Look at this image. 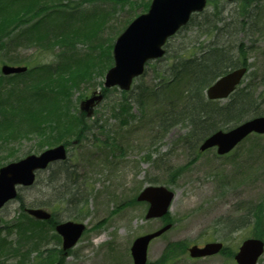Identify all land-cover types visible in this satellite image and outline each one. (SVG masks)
Here are the masks:
<instances>
[{
	"label": "rangeland",
	"instance_id": "1",
	"mask_svg": "<svg viewBox=\"0 0 264 264\" xmlns=\"http://www.w3.org/2000/svg\"><path fill=\"white\" fill-rule=\"evenodd\" d=\"M60 1L65 9L79 12V15L91 11L92 18L96 15L102 17L104 13L106 16L98 27L100 35L95 44H88L89 40L81 39L75 42L80 52L96 57L92 66L86 69L90 72V78L80 81L79 87L74 88L70 94L71 109L78 114L80 98L90 95L93 90H100L104 83L105 72L97 68V63L102 59V51L110 42H114L127 20L135 16L133 14L143 11L138 8L141 7L138 3L151 0L125 3L120 0ZM213 2L222 9L221 15L228 21L240 17V10L245 6L227 0ZM51 4L56 5L54 1ZM247 4L255 16H251L244 29H233L232 35L226 38L233 43L243 40L250 46L247 53L249 72L243 85L252 87L258 99L263 102L264 109V0H252ZM207 6L209 9L215 7L212 4ZM93 29L90 27L89 32ZM198 41L207 44L209 39L199 34L195 27L189 26L170 39L168 53H173L170 49L179 45L184 44V47L198 44ZM67 47L62 44L43 47L36 43L34 47L5 48L0 51V67L2 63L13 64L16 54L22 58V63L30 67L43 62L51 63L60 59V53L66 51ZM155 75L153 68L148 67L144 77L135 80L130 92L133 96L130 99L131 116L125 124L113 108L122 96L121 90L113 87L95 108L92 118L87 119V125L95 128L91 135L68 149L69 157L64 161L68 167L65 174L58 171L64 162L54 163L40 173V184L21 190L22 197L29 203L41 198L55 199L58 203L54 208L56 219H76L85 223L86 231L65 256L58 252L62 246L61 239L55 231L49 229L51 236L44 248H54L61 264H133L130 249L133 240L167 221L172 222L173 227L152 240L148 247L151 264H236L232 253L237 250L241 240L250 235L251 226L239 227L236 232L229 233L225 240L227 253L194 259L187 250L179 251V259L172 263L170 253L168 260L163 259V256L166 246L175 241L203 244L208 240L222 238L225 230L215 224L216 221L219 218H238L248 212L250 204L262 205L263 219L256 229L264 232V135L251 134L223 156L217 153L215 147L205 151H199L198 147L190 148L183 140L186 127L174 125L169 131L162 132L157 127L152 100L147 98L143 105L136 100L139 90L136 86L144 84L148 88L152 87L159 80ZM27 134V137L12 136L0 141V166L28 153H39L50 144L60 142L46 144L48 137L42 141L44 136L39 133ZM170 164L180 172L171 183L168 182L170 176L166 170ZM152 178L176 193L166 221L163 218L146 219L148 205L136 201L139 191L149 185ZM19 207L20 200H13L0 210L2 227L7 226L9 220L18 214ZM29 263L34 264L32 259ZM258 264H264V255Z\"/></svg>",
	"mask_w": 264,
	"mask_h": 264
},
{
	"label": "trees",
	"instance_id": "2",
	"mask_svg": "<svg viewBox=\"0 0 264 264\" xmlns=\"http://www.w3.org/2000/svg\"><path fill=\"white\" fill-rule=\"evenodd\" d=\"M46 1L0 0V39L8 36L12 30L20 29L13 44L0 41V51L11 48V45L16 48L36 43L43 47L45 45L53 47L56 44L68 45L67 50L60 53L61 61L40 65L34 69V71H56L57 73L36 74L30 80L26 78L15 80L11 77H2L0 74V141L12 138V136L14 138L19 135L27 137L29 135L27 133L34 134L35 132L44 136L42 141L48 137L46 144H49L65 141L68 138L80 139L87 135L85 129L89 131L93 129L85 128L86 122L79 118L80 114H75V110L70 106L72 90L78 88L82 81L90 78V72L86 69L92 66L96 58L90 53L80 52L75 42L81 39L82 41L89 40L88 44L91 42L95 44L100 35L98 27L106 18L105 13L102 17L96 15L92 18L89 11L82 17H75L72 12L65 16L63 13L54 12L49 20L46 19V14L44 18L32 21L35 16L33 11L41 10L47 3ZM126 1L133 2L132 0H120L121 3ZM250 1L252 0L240 2L245 4L240 10V17H236V20L233 17L228 21L221 15L222 9L213 0H208V4L215 7L196 13L181 30L185 31L189 26L195 27L199 34L209 39L208 43L198 41V44H189L184 47V44L179 45L173 50L170 49L173 51L171 54L166 50L168 55L155 61V64H150L156 74L155 77L159 78L153 85L154 87L148 88L144 84L136 86L139 88L136 100L140 105H143L147 98L152 100L157 127L165 133L174 125H183L187 129L183 140L190 148H197L202 140L214 131L228 129L247 118L264 115L263 102L258 99L251 86L243 85L237 88L226 101L222 102L209 100L204 93L205 89L222 74L242 64H248L247 53L250 46H247L243 40L233 43L226 36L232 35L233 29H244L251 16H255L253 11L248 9L247 3ZM148 4V1L140 2L138 5L141 7L138 8L146 10ZM137 14L139 13L133 15ZM72 18H78L82 25L94 28L93 31L88 30L87 34H81L82 26L73 23ZM130 21L131 19L127 20L126 25ZM66 27H73V29L71 33L63 34L61 37L57 31L64 30ZM50 33L53 34L52 37ZM59 38H62V41H59ZM112 46L113 43L110 42L108 47H105L106 49L102 51V59L100 58L97 63V68H102V72L113 62ZM71 50L76 56L67 53ZM16 56L14 58H18ZM19 59L15 61L20 62ZM68 74L70 76L66 77ZM76 78L78 80L74 84ZM121 94V98L113 108L125 124L129 121V115L131 116L130 99L133 96L128 91H122ZM66 170L65 163H61L58 171L65 174ZM166 170L170 176L169 183L174 181L180 173L171 164ZM150 182L157 183L158 181L152 178ZM261 207V204H250L245 215L238 218H225L219 220L217 224H220L224 230L229 227L231 231L251 224L255 228L254 236H264V232L256 229L263 219ZM27 218L24 213L14 218L7 226L9 230L7 234H3L0 229V264H29L28 258L35 250L38 251L34 258L36 264H46V260L52 257L54 258L53 263L61 264L56 258L57 253H48L45 256V250H40L41 244L49 237L43 225L34 221L29 223L26 221ZM12 233L14 237L11 238ZM186 244L183 241L170 243L163 259L169 253L173 256L177 252L185 251Z\"/></svg>",
	"mask_w": 264,
	"mask_h": 264
},
{
	"label": "water",
	"instance_id": "3",
	"mask_svg": "<svg viewBox=\"0 0 264 264\" xmlns=\"http://www.w3.org/2000/svg\"><path fill=\"white\" fill-rule=\"evenodd\" d=\"M207 0H152L149 11L142 13L123 30L116 39L113 48L114 64L106 73L105 86L119 85L122 89H130L135 76L144 72L146 62L165 54L167 38L175 34L177 30L185 25L192 13L203 10ZM5 74L23 72L26 67L2 66ZM246 67L242 66L222 75L207 89L209 98H222L232 93V90L241 82ZM102 100V95H94L90 99L81 102V108L88 114L92 113L91 107L96 101ZM252 131L264 133V116L246 120L244 123L227 131H216L212 133L201 145V149L213 146L218 147V153L224 154L235 147L239 141ZM65 146L52 147L41 152L39 155L28 154L27 157L7 163L0 167V207L8 199L17 195L16 185L18 183L29 185L35 179V170L55 159L65 157ZM175 196L173 190L165 185H149L145 187L138 196L139 200H145L150 207L146 213L148 219L151 217H162L172 205ZM35 217L49 218L50 214L44 209H28ZM170 224L164 225L159 230L141 235L133 242L131 249L134 264H148V244L155 236L162 234L170 228ZM85 226L82 223L68 221L56 226L57 231L63 235L64 249L76 244ZM223 245L220 241L206 242L204 246L193 245L190 247V255L207 256L218 253ZM264 251L263 240L258 238L246 239L242 242L236 260L238 264H256L257 259Z\"/></svg>",
	"mask_w": 264,
	"mask_h": 264
}]
</instances>
